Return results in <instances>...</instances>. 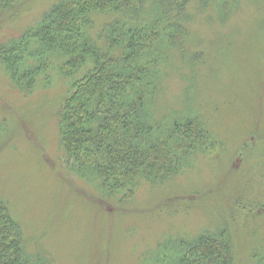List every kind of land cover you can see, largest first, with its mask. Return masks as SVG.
<instances>
[{"label":"rangeland","instance_id":"1","mask_svg":"<svg viewBox=\"0 0 264 264\" xmlns=\"http://www.w3.org/2000/svg\"><path fill=\"white\" fill-rule=\"evenodd\" d=\"M58 1L20 0L0 15V45ZM207 2L189 4L183 45L158 59L148 109L160 130L179 128L181 165L130 193H108L94 167L65 158L60 71L19 86L0 64V202L30 264H193L183 257L206 233L224 234L229 264H264V0ZM112 19L96 17L91 36ZM189 143L198 153L184 152Z\"/></svg>","mask_w":264,"mask_h":264},{"label":"trees","instance_id":"2","mask_svg":"<svg viewBox=\"0 0 264 264\" xmlns=\"http://www.w3.org/2000/svg\"><path fill=\"white\" fill-rule=\"evenodd\" d=\"M19 1L0 0V15L19 11ZM193 1L211 2L59 0L20 38L0 45V64L11 82L33 87L37 76L52 77L51 69L69 80L57 111L65 158L84 174L94 167L97 182L108 193L131 192L141 176L159 180L181 165V154L174 150L181 140L171 138L179 128L174 127V133L168 126L160 130L148 109L154 76L162 66L158 59L168 45H183ZM96 17H115L105 23L100 41L91 36ZM189 127L193 136L202 131L200 126ZM191 144L184 152L198 153L199 147ZM223 236L206 233L183 259L229 264L230 246ZM25 251L19 223L0 202V264H30Z\"/></svg>","mask_w":264,"mask_h":264}]
</instances>
